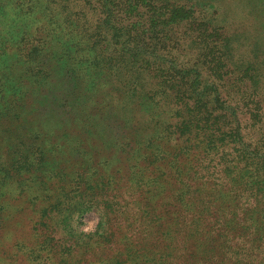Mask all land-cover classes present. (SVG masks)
Returning a JSON list of instances; mask_svg holds the SVG:
<instances>
[{
	"label": "rangeland",
	"instance_id": "374dc122",
	"mask_svg": "<svg viewBox=\"0 0 264 264\" xmlns=\"http://www.w3.org/2000/svg\"><path fill=\"white\" fill-rule=\"evenodd\" d=\"M101 2L72 0V9L49 5L45 14L46 24L52 18L65 32L74 27L68 42L81 43L82 68L71 51L61 53L54 32L48 56L19 51L21 29L12 23L20 14L11 0H0V264H168V217H151L164 210L161 197L168 185L162 164L148 163V151L128 152L132 144L122 153L121 144L133 141L131 131L137 142L158 139L171 150L182 148L170 107L184 92H178L183 83H188L187 97L192 95L190 109L200 93L209 102L223 95L240 103L257 87L264 90V0H154L152 7L139 6L141 19L133 22L144 34L137 44L148 53L141 60L129 52L130 42L122 45L115 37L130 29L118 10L104 27L94 24L90 5ZM168 5L185 6L188 18L171 16V9H164ZM211 34L221 40L229 60L218 71L206 70L214 60L206 55L220 50L204 42ZM138 61L144 63L142 70ZM246 68L253 83L243 78ZM240 107L243 133L258 138ZM55 145L62 149L61 158L50 151ZM137 172L143 174L142 184L133 177ZM117 175L119 181L104 184ZM80 177L84 194L75 189ZM85 181L96 187L81 186ZM209 191L199 188L196 205L209 200ZM252 192L218 188L211 197L213 215L202 226L217 233L247 227L264 234V200L251 197ZM191 252L203 256L202 249ZM255 252L264 263V251ZM204 258L198 264H211Z\"/></svg>",
	"mask_w": 264,
	"mask_h": 264
},
{
	"label": "trees",
	"instance_id": "16d2710c",
	"mask_svg": "<svg viewBox=\"0 0 264 264\" xmlns=\"http://www.w3.org/2000/svg\"><path fill=\"white\" fill-rule=\"evenodd\" d=\"M71 1L11 0V3L20 14L17 19L13 18L15 24L12 23L14 29V25H16V29H21L19 35L17 30H15L19 51H36L39 57H46L48 56V45L55 33L57 36L62 35L65 38V42H62L56 36L55 44H57L61 53L63 51L69 56L71 51L72 57L80 60L79 56L81 54L79 53L83 51L81 43L74 38L72 40L75 41L68 42V36H71L74 32V27L70 26L71 32H65L61 27L62 25L53 21L52 18H48L47 24L45 22V17L48 16H45V14L49 12V5L61 10L65 8L72 9L69 4ZM153 1L102 0L101 3L90 5L91 14L94 16L92 21L94 18L96 26L104 27L105 21L111 18V14L115 10H118L123 18H127L128 23H130V29L129 31L120 32L115 37L118 41H121L122 45L130 42L133 48H130L129 52L138 55L141 60L148 53L137 44L138 39L144 33L136 30L140 24L139 22H133V18L141 19L140 15L136 16L139 6L141 8L152 7ZM38 6L41 11L43 9L42 12L38 10ZM164 9H171V16L177 14L186 18L189 16L184 13L185 6L177 9L173 5H168ZM97 14L105 16L106 20H101L100 22L98 17L95 18ZM148 29L149 27L145 28L144 31L148 32L146 31ZM203 39L205 43H212L215 46H212L213 50H220L211 51V54H207L206 57L214 55V60L211 59L212 61L208 62V66L205 65L206 63H203L204 65L202 66H206L207 71H218L225 68L229 60L221 40H214L212 34ZM205 48L210 49L211 44L205 46ZM51 49H53V46ZM52 56H54V53H52ZM202 57L206 59L205 56ZM138 62L140 65L139 70H142L144 63ZM81 63L80 60V63L77 64L82 66ZM77 64L76 66H78ZM146 67L148 68L149 65L146 64ZM250 71L251 68H246L243 72V78H247L250 83H253V76H248ZM201 73L197 74V80L200 78ZM187 85V82L180 85L178 92L182 90L184 92L176 95L170 107V111L174 113L178 120L175 125V134L179 135V139L183 140L184 146L182 148L171 150L158 139H154L148 144H145L146 142H137V136L130 137L131 131H129L128 138L133 141H129L130 143L124 142L119 149L122 153L130 151L138 155L148 151L146 154L148 163L154 160V162L162 164L160 169L161 177H165L168 185L167 195L161 197V199L163 198L164 210L155 213L151 217L153 219L162 216L168 217L166 222L170 223V225L164 233V237L168 241L164 246L169 253L168 264H198L200 260L203 261L205 259L204 256H206V259L208 258L206 261H210L211 264H264L259 259L260 254L255 252L256 249L260 248L264 251V234L251 232L247 227L239 229L236 233H231L230 231L228 233H217L218 229L212 227L208 229L202 226L203 220H209L213 215L210 211L215 201H211V197L215 196L214 193L218 191V188H236L237 190L245 188L246 191L251 188L253 191L250 195L251 197H260L264 200V90L258 91L259 87H257L249 98L241 100L242 102L240 103H233L228 100L229 96L223 95L219 97L216 95L209 102L208 99L210 98L206 94L200 93L193 99L194 105L190 109L189 102L192 95L187 97L189 91L186 87ZM200 86L201 84L197 82V87ZM204 97L206 98L204 99ZM240 106L249 116L251 128L257 129L258 138L252 137L248 139L243 133L241 121L237 118V115L241 113H237L238 110H241L239 109L241 108ZM125 127L128 128L129 126L125 124ZM39 134L38 136L40 137ZM43 141L46 142L49 139L44 137ZM130 144H132V147L127 152ZM50 151L59 158L63 155L59 145L53 146ZM39 165L40 163H35L33 166L40 169L38 168ZM133 177H136L139 183L142 184L143 174L141 172H137ZM118 178L120 179L118 175L111 176L108 181L104 180L103 182L107 184L113 180L119 181ZM78 179L82 180V177L76 178L75 182L78 187L75 189L77 193L84 194L86 191L79 188ZM82 185L85 188L96 187L94 183H89L88 181H85ZM199 188H210L208 193L211 194L213 192L209 200L202 206L196 205L197 201H199V199L197 200V197L199 198L197 196ZM88 203L89 206L94 205L92 201ZM170 213L174 215L172 218ZM39 226L40 224H37V231H40ZM201 233H205L206 236L202 238ZM179 236L182 239L181 242ZM221 242L223 244L218 246ZM192 247L202 249L203 256L199 257L195 252H191ZM221 247L222 249L220 250ZM216 249H218L217 252H220L219 255L215 254L214 251ZM180 251H182L181 254L176 253Z\"/></svg>",
	"mask_w": 264,
	"mask_h": 264
}]
</instances>
